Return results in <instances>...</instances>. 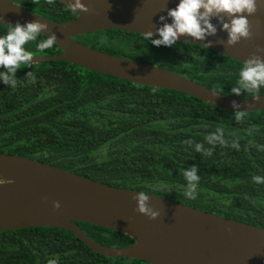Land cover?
<instances>
[{"label": "trees", "instance_id": "1", "mask_svg": "<svg viewBox=\"0 0 264 264\" xmlns=\"http://www.w3.org/2000/svg\"><path fill=\"white\" fill-rule=\"evenodd\" d=\"M20 5L62 22L74 14L55 0H24ZM8 26L0 25V35ZM41 35L38 39H44ZM109 54L155 64L215 91L231 93L243 64L202 45L177 42L152 45L143 35L100 30L73 37ZM156 38V37H154ZM35 55L59 52L56 45ZM0 71H3L0 68ZM36 76L35 83L25 77ZM18 83L0 82V152L48 163L115 187L135 189L264 228V110L219 109L191 95L138 85L63 60L20 65ZM261 87L255 95L263 94ZM241 90V95L252 96ZM220 126L228 147L209 145L205 137ZM193 141L192 144L185 143ZM239 148H233L232 142ZM196 143L212 149L195 150ZM199 168L197 198L184 195L181 169ZM95 241L122 247L127 235L82 221L74 222ZM149 264L135 258L109 257L93 251L72 232L58 227L0 231V264Z\"/></svg>", "mask_w": 264, "mask_h": 264}, {"label": "water", "instance_id": "2", "mask_svg": "<svg viewBox=\"0 0 264 264\" xmlns=\"http://www.w3.org/2000/svg\"><path fill=\"white\" fill-rule=\"evenodd\" d=\"M24 0H0V25L40 20L44 35H57L59 52L35 55L33 63L63 60L100 74L138 85L179 91L232 112L264 110V93L237 96L215 91L183 75L157 66L99 51L73 37L100 30L130 33L162 26L161 16L179 0H81L90 11L67 21H54L20 5ZM63 5L71 0H56ZM227 22V15H223ZM253 33L227 46L228 33L213 17L217 31L204 41L181 36L178 42L208 47L243 64L253 53L264 57V7L248 16ZM165 22L171 23L168 18ZM154 37L159 38L158 34ZM255 97H259L255 100ZM236 101L240 108H233ZM8 181H11L8 183ZM135 189L100 183L63 168L16 154L0 152V231L29 227H58L72 232L98 254L135 258L149 264H264V228L192 207L159 195L149 196L156 219L138 213ZM60 203L54 209L53 202ZM82 221L127 235L132 243L111 247L95 241L74 222Z\"/></svg>", "mask_w": 264, "mask_h": 264}, {"label": "clouds", "instance_id": "3", "mask_svg": "<svg viewBox=\"0 0 264 264\" xmlns=\"http://www.w3.org/2000/svg\"><path fill=\"white\" fill-rule=\"evenodd\" d=\"M38 3L39 0H33ZM46 3L52 5L55 0H46ZM259 7H264V0H179L175 8L167 9V16H161L162 26L156 29L155 34L152 31L143 33V38L146 41H151L156 47L165 46L172 47L177 44L181 36L191 37L194 41H204L209 36L216 34V27L211 22L213 17H216L222 24V29L228 33L227 46L237 44L241 39H250L253 35L251 24L248 16L254 15ZM66 11L73 14L80 12L87 13L90 9L81 2V0H71L66 4ZM227 15V22L224 21L223 15ZM168 18L171 23L165 22ZM7 30L4 35H0V82L15 88L18 83L17 72L20 70V65L31 67L34 62L33 53L26 50L25 45L33 42L36 48L43 52L51 49L57 44V35L52 32L51 35H44L49 31L48 24L40 20H34L21 24L16 22L14 25L7 24ZM158 34L159 38H154ZM43 35L44 39H38ZM211 41L205 46L209 47ZM257 52H264V48H257ZM29 82L35 83L36 76L29 71L25 75ZM237 86L232 87L231 93L241 95V90L252 93L254 96L259 92L261 87H264V57L253 53L247 60L243 61V67L239 71V79ZM259 97H255L258 100ZM233 108H240L241 105L236 101L232 102ZM235 119L239 122L246 115V110L237 111L234 113ZM205 140L209 145L219 144L222 147H228L229 142L224 138V129L218 126L214 132L209 133ZM187 144H192L193 141H186ZM231 146L239 148L237 142L233 141ZM195 150L204 155H211L212 149H205L203 144L196 143ZM199 168L197 165H192L187 169H181V174L187 181L184 189V195L188 199L197 198V189L200 180L198 175ZM255 183H264V176H253ZM11 181H8L10 183ZM137 201L138 213L148 216L150 219H156L159 216L157 211H154L149 206V196L144 192H138L133 197ZM54 209L60 208L58 201L53 202ZM52 264V261H49Z\"/></svg>", "mask_w": 264, "mask_h": 264}]
</instances>
